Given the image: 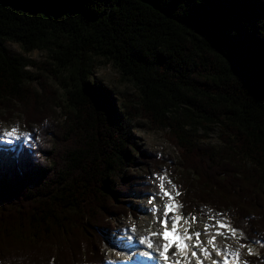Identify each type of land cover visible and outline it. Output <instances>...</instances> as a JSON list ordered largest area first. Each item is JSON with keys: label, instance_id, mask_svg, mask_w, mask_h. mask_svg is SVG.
I'll list each match as a JSON object with an SVG mask.
<instances>
[{"label": "trees", "instance_id": "1", "mask_svg": "<svg viewBox=\"0 0 264 264\" xmlns=\"http://www.w3.org/2000/svg\"><path fill=\"white\" fill-rule=\"evenodd\" d=\"M7 41L47 53L61 94ZM89 54L135 85L124 115L178 160L136 155L112 93L83 68ZM16 118L31 139L18 155L0 147V264H103L151 165L169 170L185 213H226L264 241V0H0V121ZM215 130L219 146L206 141Z\"/></svg>", "mask_w": 264, "mask_h": 264}, {"label": "rangeland", "instance_id": "2", "mask_svg": "<svg viewBox=\"0 0 264 264\" xmlns=\"http://www.w3.org/2000/svg\"><path fill=\"white\" fill-rule=\"evenodd\" d=\"M4 47L10 56H15L26 61L28 66L24 68L25 72H30V74L37 76L43 74L46 78H48L46 80L47 83L54 85L55 88L58 89V92L61 94L62 91L59 89L60 87L48 75H46V73H44L43 69L40 67V65L49 62L47 53L38 50L27 53L23 51L17 43L10 41H7L4 44ZM83 68L90 71V80L93 83L104 87L112 93L111 96L114 100V105L117 109L118 115L121 117L119 122L122 123L123 129L127 133L128 141L131 144L135 145L137 149L136 155L139 154L144 158L152 157L154 160L155 158L163 160L168 157L174 159V162L178 160V154L176 153L175 149L166 141L162 132L148 130L145 126L146 123L144 121L140 119L132 120L124 115L122 108H120L121 101L123 100L122 96H136L138 94L136 87L134 84H132V82L122 79L120 73L110 63H105L102 58L91 54L85 56ZM64 74L66 75L65 72ZM13 126H17L19 132L27 133L28 131V129L24 127L22 120L16 118L13 121L6 123L0 121V133H2L4 130L10 131ZM31 129H34V127H32ZM28 140L29 139L27 138L21 137L20 139H16L14 145L26 143ZM206 141L211 145L219 146L220 141L219 133L217 132V130L209 133ZM2 144H4V142L2 140V137H0V145ZM18 149L19 148H17V150ZM153 167L154 165H151L147 169V172L152 175V180L150 181L151 183L148 182L150 190L146 193L147 196L134 202V207L132 209L134 214L125 216L122 219H116V229L113 232L106 234L107 246L104 245L103 247V253L105 255L104 260L108 259L112 262V264H126L127 262L129 264L135 263L134 261H132V259L129 258H127L128 261L126 262H124L122 259V257H124L123 251L129 247H132L130 245L126 247L125 245L127 242L129 244H134L135 248H137L136 253L138 255L155 257L156 253L154 252V250H150L146 245H141L139 243V241L145 236H150L151 232L160 230L159 224L154 222V218L150 211L153 205H150L148 202L149 198L159 191L158 180L155 179V177L158 176L152 174V171L154 170ZM167 167L169 168V166ZM140 168L143 169L144 166L141 165ZM161 171L163 172V174H166V187H170V185H167V180H169V177H171L169 170L161 168ZM164 202L165 201H162L158 198L155 203L162 205ZM206 221L207 216H201L200 222L193 225V228L195 230L203 232V224ZM133 224H135L136 226V231H132ZM150 238L152 239L154 244L163 243V240L161 238ZM208 238V236L201 237V239L203 240H207ZM123 241L126 242L125 245L122 244ZM228 242L231 243L234 251L239 247L235 240H230ZM224 243L225 241L222 238H217V245L219 247L223 248ZM253 247V255H249L246 248L240 249L242 260H246L250 256L258 257V255L260 256L264 253V248L260 247L259 245L254 244ZM146 253H148L149 255H146ZM116 256H118V258ZM213 257L215 259H222V257H215L214 253ZM201 259H203V257H201ZM192 264H195L194 259L192 260ZM204 264H211V261L204 260Z\"/></svg>", "mask_w": 264, "mask_h": 264}, {"label": "snow or ice", "instance_id": "3", "mask_svg": "<svg viewBox=\"0 0 264 264\" xmlns=\"http://www.w3.org/2000/svg\"><path fill=\"white\" fill-rule=\"evenodd\" d=\"M0 137L8 138L7 142L11 144L14 139L21 137L31 139V134L19 132L18 127L13 126L10 131L4 130L0 133ZM155 179L158 180L159 191L153 194L148 202L153 205L150 211L154 222L159 224L160 230L151 232L150 236H145L139 243L154 250L156 258L163 264H192L193 259L195 264H204V260L211 261V264H249L247 260L241 259L240 249L246 248L248 254L253 255L254 244L264 248V241H250L243 229L233 226L226 213L213 214L210 208L206 212L205 209L198 210L201 216H207V221L203 224V232L195 230L193 225L200 222V216L196 214V209H193L191 213L183 211L186 206L177 199L183 195L179 187L170 179L167 180V185L170 187H166V174ZM158 198L165 202L162 205L155 203ZM132 231H136L135 224ZM202 236L209 238L203 240ZM150 237L161 238L163 243L154 244ZM218 237L225 241L223 248L217 245ZM230 240H235L239 245L235 251L228 242ZM172 249L175 251H171ZM170 252L171 255H169ZM213 253L215 257H222V259H215ZM146 255L149 254L146 253ZM108 264L112 262L109 261Z\"/></svg>", "mask_w": 264, "mask_h": 264}, {"label": "bare ground", "instance_id": "4", "mask_svg": "<svg viewBox=\"0 0 264 264\" xmlns=\"http://www.w3.org/2000/svg\"><path fill=\"white\" fill-rule=\"evenodd\" d=\"M134 247H135V246H134ZM130 248H131V247L127 248V251H129ZM172 250H173V249H172ZM172 250H171V251H172ZM136 254H137V253H136ZM116 257L118 258V256H116ZM153 258H154V259H157V258H156V254H155V257H153ZM122 259H123L124 262L128 261L127 258H125V257H122ZM120 261H121V260H120ZM157 261H158V262H161V264H163L162 261H159L158 259H157ZM121 263H122V262H121ZM122 264H124V263H122ZM126 264H129V263L127 262Z\"/></svg>", "mask_w": 264, "mask_h": 264}]
</instances>
